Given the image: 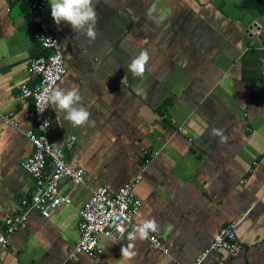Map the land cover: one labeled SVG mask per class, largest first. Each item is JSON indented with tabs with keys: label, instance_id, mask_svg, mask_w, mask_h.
Here are the masks:
<instances>
[{
	"label": "crops",
	"instance_id": "crops-1",
	"mask_svg": "<svg viewBox=\"0 0 264 264\" xmlns=\"http://www.w3.org/2000/svg\"><path fill=\"white\" fill-rule=\"evenodd\" d=\"M242 1L95 0V41L57 25L48 1L66 66L57 87L78 90L95 121L73 127L50 102L49 140L59 146L77 137L63 152L86 172V183L63 181L72 204L49 219L31 212L10 246H0V264H196L229 224L237 225L242 250L235 257L214 252L206 262L264 264V37L248 31L264 16ZM29 7L30 0H0V236L5 220L22 212L21 199L35 193L21 166L35 151L26 136L35 129L33 102L20 96L23 83H34L29 67L39 52ZM141 50L150 61L134 77L128 65ZM213 128L224 131L225 143ZM144 164L135 221L154 218L168 254L149 239L116 244L102 236L97 258L71 259L81 239L79 212L93 190L117 193ZM127 243L137 253L131 261L121 252Z\"/></svg>",
	"mask_w": 264,
	"mask_h": 264
},
{
	"label": "built area",
	"instance_id": "built-area-1",
	"mask_svg": "<svg viewBox=\"0 0 264 264\" xmlns=\"http://www.w3.org/2000/svg\"><path fill=\"white\" fill-rule=\"evenodd\" d=\"M16 2L19 0H10ZM49 0H33L31 3V16L35 24L33 38L45 55L34 57L31 60L29 74L33 84L23 83L20 86V96L24 100H32L33 109L30 118L34 122L35 129L26 132V136L34 147V154L21 166L35 180V193L27 199H21V213L7 218L0 236V246L7 249L12 237L28 222L31 212H39L43 218H51L63 205H71L69 194H62L60 190L63 181H70L74 186L86 183V172L83 169L73 167L64 157V149L71 150L78 141L75 135L66 137L59 146H54L49 140L51 120L48 116V106L43 90L56 88L66 74V66L62 53L59 37L51 28L48 18ZM42 38H51L47 41ZM4 119L15 124L10 116ZM148 163V160L146 161ZM51 167V175H46L47 167ZM142 172L135 178L125 183L117 193H111L105 187L94 189L91 198L80 210L81 239L75 246L70 258L80 254H87L97 258L102 253L100 237L121 244L138 224L136 215L142 207L141 201L136 197L135 188L143 179ZM236 224H229L222 228L207 250L196 259V264H224L222 260L206 262L210 254L225 251L230 256H238L242 245L236 233ZM149 241L154 250H163L162 236L155 233L149 236Z\"/></svg>",
	"mask_w": 264,
	"mask_h": 264
},
{
	"label": "clouds",
	"instance_id": "clouds-1",
	"mask_svg": "<svg viewBox=\"0 0 264 264\" xmlns=\"http://www.w3.org/2000/svg\"><path fill=\"white\" fill-rule=\"evenodd\" d=\"M49 3L51 17L57 25H60L61 22H66L71 25L76 35L82 34L89 38L90 41H95L97 38L96 26L99 20L95 0H49ZM153 12L154 9L148 10L149 19H154ZM42 39L52 41L51 38ZM149 61V52L147 50H141L129 63L128 70L134 77H142ZM43 94L47 101L56 104L59 109L66 113L64 118L73 127L95 126V121L90 119V111L81 102L82 97L78 90H65L59 87L45 88ZM212 135L219 137L221 143H225L228 139L222 129L213 128ZM158 228L159 224L154 218L146 219L132 232L128 233L127 239L130 242L136 241L137 239L146 240ZM133 249L134 244L127 243L126 247L121 248L122 256L131 261L137 255Z\"/></svg>",
	"mask_w": 264,
	"mask_h": 264
},
{
	"label": "trees",
	"instance_id": "trees-1",
	"mask_svg": "<svg viewBox=\"0 0 264 264\" xmlns=\"http://www.w3.org/2000/svg\"><path fill=\"white\" fill-rule=\"evenodd\" d=\"M33 0H30V3H32ZM241 7L243 9H247V10H253L255 12H257L259 15L264 16V0H243ZM29 17L31 18L32 22V16H31V7H29ZM39 47V46H38ZM41 55H45V52L42 51L39 47V52L36 55V57L41 56Z\"/></svg>",
	"mask_w": 264,
	"mask_h": 264
},
{
	"label": "water",
	"instance_id": "water-1",
	"mask_svg": "<svg viewBox=\"0 0 264 264\" xmlns=\"http://www.w3.org/2000/svg\"><path fill=\"white\" fill-rule=\"evenodd\" d=\"M249 32H251V36L261 39L264 37V22L262 24L259 23H254L253 25L250 26Z\"/></svg>",
	"mask_w": 264,
	"mask_h": 264
}]
</instances>
